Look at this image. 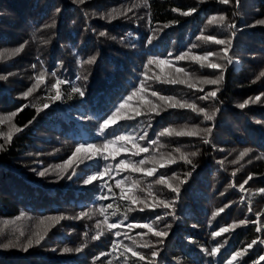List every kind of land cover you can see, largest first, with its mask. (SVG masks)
Masks as SVG:
<instances>
[{"label":"trees","instance_id":"1","mask_svg":"<svg viewBox=\"0 0 264 264\" xmlns=\"http://www.w3.org/2000/svg\"><path fill=\"white\" fill-rule=\"evenodd\" d=\"M128 8L132 11L126 15L107 19L109 13L125 12ZM192 8L197 11L189 16L181 15ZM220 14L226 16V24L236 21V30L208 24L210 17ZM258 20H264V0H240L239 5L236 0L229 4L219 0H148L147 6L143 0H86L84 4L74 0H0V51H10L28 42L19 55L0 60V77H7L0 79V116L29 105L18 112L12 123L22 127L32 121L23 131L15 133L12 141L5 144V150L0 151V243L16 237L24 243L28 236L48 231L41 245L27 252L19 248L0 249V264H124L125 259L127 264H149L153 250L158 252L156 264H228L232 253L253 240L257 243L238 258V264H253L259 260L264 255L259 244L264 237V195L258 191L264 188V97L262 102L250 103L243 109L238 107L246 99L264 92V79L253 82L264 70V25L256 24ZM53 21L55 27H45ZM100 32L107 35L101 37ZM202 34L225 40H232L233 34L235 55L232 58L240 60V64L229 65L221 58L222 52L221 56L210 59L215 62L218 58L216 63L223 64V69L201 68L188 59L177 61L175 57L189 49L202 55L207 51L220 52L224 47L204 43L198 39ZM193 45L199 47L192 48ZM90 56H96L97 69L94 64L82 65ZM153 57L171 63L149 65L147 72L151 79L145 83L149 84L147 91L137 92L122 110V114L134 115V109L139 107L142 114L118 121L101 132L103 121L134 90L130 83L140 87L145 78V64ZM179 68L188 75L177 72ZM41 69L48 73L45 84L27 99L23 98L21 93L35 83L34 77ZM224 71L217 99H199L217 85L201 84L198 78L215 79ZM53 72L55 76L51 75ZM77 73L81 79L71 82ZM85 76L87 79L83 78ZM156 76L161 80L186 79L196 83L197 88L162 83L154 79ZM57 78L69 82L59 85V100L53 99L55 90H50ZM73 86L81 88L85 95L70 94ZM200 88L203 91H199ZM153 91L158 96L195 102L209 112L219 111L212 121H205L203 114L187 109L150 113L146 110V101L163 103L158 96L151 95ZM45 103L47 108H43ZM37 108L42 110L37 112ZM194 125L212 129L209 143H204L203 135H160L165 128L180 130ZM0 131L7 133L9 125H0ZM126 134L131 135L132 142L118 141L103 150L108 141ZM140 136L145 138L140 140ZM4 143L0 136V144ZM79 144L96 145L102 151L91 159L87 158L90 153H78L66 172L54 170ZM133 144L148 151L134 154L138 148ZM122 146L128 151L121 150L113 159L109 153ZM176 149L199 154L190 157L192 164H188L179 159L180 152ZM245 149L251 152L238 163H231ZM105 155H109L107 160ZM172 158H176V163L160 167ZM121 159L134 162L141 169L155 168L156 172L147 176L144 171L133 172L131 168L120 171L115 166ZM140 160H145V164L140 165ZM109 166L110 173L90 184L84 183ZM45 169H49L45 176L37 174ZM189 172L192 173L190 180L180 184V178ZM249 174L253 179L245 185L246 191L241 192L239 185ZM161 175L172 177L170 183L180 189L173 208L140 211L143 204H132L121 198L123 189L124 195H134L148 204L154 203L156 198L172 201L177 193L155 183ZM117 180L121 182L119 187ZM234 185L240 193L233 190ZM225 205L229 207L213 217V213ZM129 207L133 210L127 211ZM101 209H104L103 214ZM112 212H116V216ZM172 212L174 216L165 215ZM257 212L261 213V221L257 219ZM21 213L24 215L20 216ZM81 213L89 215L76 219ZM157 216L162 217L158 221H164L163 226L157 228L168 231L166 237L152 238L146 228L127 227L128 224L153 225ZM47 217L63 219L56 224L46 220ZM241 220L249 223L217 237L211 235ZM98 222L100 227H97ZM113 223L117 228L108 231V225ZM165 225L171 227L165 229ZM257 228L261 231L257 232ZM116 231L120 236L114 235ZM100 233L99 239H93ZM161 239L163 243L159 242ZM114 241L143 253L146 259L133 257L119 243L114 249ZM145 243L151 247H142ZM81 246L80 252L62 251ZM218 246L220 251L209 255L210 250Z\"/></svg>","mask_w":264,"mask_h":264},{"label":"snow or ice","instance_id":"2","mask_svg":"<svg viewBox=\"0 0 264 264\" xmlns=\"http://www.w3.org/2000/svg\"><path fill=\"white\" fill-rule=\"evenodd\" d=\"M75 3L77 4H84L86 2V0H74ZM200 2H204V0H200ZM220 3L222 4H229L231 2V0H219ZM143 3L145 6L148 5V0H143ZM237 5H239L240 0H236ZM133 7H135V5H133ZM59 11V10H57ZM132 11V8H128L126 9L125 12H116L115 14L113 13H109L107 15V19L109 20H114L116 19L118 16H124L126 15L127 12ZM173 11H177L180 12L179 9H173ZM197 9L192 8L189 9L187 11H183L181 12V15L183 16H189L191 14H193L194 12H196ZM256 24H260V25H264V20H258L255 22ZM208 24L209 25H220V26H226L229 29H235V24H226V16L223 14L220 15H213L212 17L209 18L208 20ZM169 25H165L164 27H168ZM45 27H55V21H53L52 24L50 25H46ZM99 35L101 37H104L107 35L106 32H100ZM199 40H202L204 43L206 44H216V45H223L224 47L221 49L220 52H212V51H207L205 53H203L202 55L200 54H194L192 52V49H189L187 52H183L180 55L176 56L175 59L177 61L179 60H191L193 63L197 64L199 67L204 68H212V69H223L224 65L220 64V63H216L213 60H211V57H215V56H221V52L223 53V55L221 56L222 59L227 60V62L229 64L234 63V60L231 56L228 55L229 50L232 48V40L231 38L225 40V39H219L216 36L213 35H201L198 37ZM149 43H151V38L148 41ZM28 42L25 41L24 43L20 44L18 47H16L15 49H12L10 51H0V60H6L9 59L11 57H15L17 55H19L20 53H22L25 49V46ZM199 47V45H193L192 48H196ZM96 62V56H90L88 57L86 60L82 61V65L83 64H87V65H92ZM163 63H171L170 61H166V60H161L158 57H153L150 58L147 61V64H145V69L146 71L143 73V75L146 77V79H151V77H148V72L147 69L149 68V65H153L156 64L157 66H159L160 64ZM36 66L33 65V68H35ZM177 72L180 73H184L185 76L188 75V73L182 69H176ZM11 75V74H9ZM47 71L44 69H41L39 71V73L37 75H35L34 80L35 83L29 87L26 91H24L23 93H21V96L25 99H27L28 97H30L38 88H40L42 85L45 84V80L47 78ZM52 76H55L56 74L53 72L51 73ZM7 77H0V79H6ZM81 77H77V79H80ZM84 79H87V76L83 77ZM157 81H160L162 83H168V84H187V86L189 88L195 89L197 88V84L196 83H190L188 80L186 79H176V78H166L161 80L160 76H156L154 78ZM224 77L223 74L217 76L215 79L212 78H198V82L201 84H207V85H217V87L210 91V92H206L203 96L199 97V99L201 100H215L217 99V94L220 91V87L219 85L222 83ZM261 79H264V70H261L259 72V74L255 77V81H260ZM69 83L68 81L65 80H61L59 78H57L55 80V83L51 84V88L50 90L54 89L55 90V95L53 97V99L59 100L61 99V90L59 88V85L62 84H66ZM147 88L145 85L144 81H141L140 87L138 89H134L129 96L125 97L124 100L120 103V105L115 109V111L112 112V114L110 116L107 117V119H105L103 121V123L100 125V131L104 132L106 129H108L111 125H115L117 124L118 121H122V120H131L134 119L135 117L140 116L141 110L139 107H137L136 109H134V115H125L122 114V110L126 108V106L129 105V102L132 101L133 97L137 95V92H146ZM199 91H203L202 88L199 89ZM75 93V94H79L80 96H84L85 93L84 91L79 88V87H75L73 86L70 90V94ZM151 95L153 97H157L158 93L153 91L151 93ZM262 97H264V92L260 93L259 95H257L256 97L252 98H248L246 99L243 103H240L238 105L239 108L243 109L246 106H248L250 103H259L262 102ZM159 101L163 102L162 105H158L156 103H154L153 101H146L145 102V106H146V110L150 113H157L159 114V112L164 111L166 109H187L190 110L192 112H195L197 114H203V119L205 121H212L214 120V118L216 117L217 112L219 111V109H215L211 112H209L207 109L203 108V107H199L195 102H188V101H182V100H177L176 97L173 96H163V95H159L158 96ZM29 105H23L21 109H17L16 111H13L12 113L6 115V116H0V125H3L5 123H7L9 125V131L7 133L0 131V136H2L4 138L5 143L4 144H0V151H4L5 150V144L10 143L12 141V137L15 133H19L21 131L24 130V128H27L29 124L32 123V121L30 120L28 122V124L23 125L22 127L16 126L14 123H12L14 117L18 114L19 111H21L24 107H28ZM32 107H36L35 105H31ZM48 104L45 103L43 104V108H47ZM37 112L41 111V108H37L36 109ZM212 129L211 128H206V129H200L199 126H192L191 128H182L180 130H176L174 128H165L163 130V132L160 133L161 136H204V143H209L210 140L208 139V136L211 135ZM145 137L144 136H140L139 139L143 140ZM133 138L131 137V135H121V136H117L114 140L108 141L106 144L103 145V150L106 151L108 150L110 145H115L118 141H128V142H132ZM151 143L155 144L156 141H151ZM134 148H138V151L134 154H139V152H146L148 151L147 148H142V147H138L137 145L133 144ZM91 150V152H90ZM128 151L127 148H123V146L121 147V149H116L114 152H110L109 155L112 156L113 159H115V156L120 154V151ZM102 150L97 148L96 145H92V144H79L76 146V149L72 152L71 156L68 157L67 160H65L63 162V164H58L55 165L54 170H59L61 173L66 172L69 168L72 167L73 163L75 162L76 158H77V154L84 152V153H90L88 155V159L92 158V155L98 154L100 153ZM177 152H180V149H176ZM251 152V149H245L243 151H241L239 153V155L237 156V158L233 161H231V163L236 164L238 163L240 160L244 159L245 156L248 155V153ZM199 153L198 152H191V153H183L180 152V156L179 159L183 160L185 163L188 164H192V160L190 159V157H195L197 156ZM109 155H105L104 159L107 160L109 158ZM171 155V154H169ZM257 159H261V157H257ZM176 163V158H172L169 159L167 161V163H162L160 164V167H167L168 164H174ZM249 163H251V161H249ZM140 165H144L145 164V160H140L139 161ZM221 164H223V161H221ZM51 167V166H50ZM117 169H119L120 171H125L129 168H131V170L133 172H140V171H144L145 175L147 176H152L155 174L156 169L155 168H151V169H141L140 167H137L135 165L134 162H129L126 161L124 159H121L119 161L118 164H116L115 166ZM193 168H195V165H193ZM111 166L105 168L104 171L102 172H98L95 175H92L90 177H88V179H86L84 181L85 184H90L93 181L104 177L106 174L111 172ZM49 171V169H45L43 171L38 172L37 174L40 176H45L47 174V172ZM237 171H239V169H237ZM191 172L187 173L186 176L190 177L191 176ZM236 172H233V175H235ZM73 175H76L75 172H73ZM173 176L175 177V174H173ZM69 179H71V176L68 177ZM176 179L179 180V177H175ZM172 179V177H168L166 178L165 176L161 175L159 177V179H157L155 181L156 184H160V185H164L167 188H169L172 192L177 193V197L174 198L172 201H167V200H161L159 198H156L154 203L148 204L146 203V201L141 200L139 197H136L134 195H124L123 194V189H121V194H122V199L125 200H130L132 202V204H143L144 207L139 208L140 211H144L145 208H159V207H163L165 209L168 208H173L174 204H175V199L178 198V194H179V187L174 186L172 183H170V180ZM253 179V175L249 174L247 179H245L243 181V183H241L239 185V190L241 192L246 191L245 189V185L248 184V182L250 180ZM180 184H185L187 183V179L184 180H180L179 181ZM134 184H137L138 182H133ZM117 186L119 187L121 182L119 180L116 181ZM260 194L264 195V188L259 189L258 190ZM151 194V191H150ZM109 208H111V205H108ZM229 207L228 205H225L224 207L220 208L217 210V212L213 213V217H215L216 215H218L219 213H222L225 211V209ZM133 209L131 207H129L127 209V211H132ZM249 212L252 211L251 206H249ZM104 209H101V213L103 214ZM116 212H112L113 216H116ZM24 213H21L20 216H23ZM89 213H81L78 217H76V219H80L83 218L85 216H88ZM165 215H173L174 216V212L172 213H165ZM256 216L259 218L261 216L260 212L256 213ZM127 214H125L124 219L126 220ZM46 220L52 221L56 224H58L60 222L61 219H63V217H47L45 218ZM107 216H105V223L107 222ZM157 220H161L162 217L157 216L156 218ZM40 223H44V220H41ZM249 223V221L247 220H241L237 223H233L230 225H227L225 227H221L219 228L218 231L213 232L211 235L213 237H217L222 235L223 233H228L230 231H233L234 229L245 225ZM97 227H100V223L98 222ZM127 227L129 229L133 228V227H139V228H146L148 230V232H151L153 235H155L156 237H166L168 235V231L166 230H157L156 228L153 227L152 224H128ZM171 225H165V229L170 228ZM117 228V224L113 223L108 225V231H112L113 229ZM261 231L260 228H257V232ZM102 233L98 234L97 236L93 237V239H99V235H101ZM120 232L116 231L114 233L115 236H120ZM147 233H138V235L143 236L146 235ZM24 233L21 232L20 236H23ZM85 235H87V233H85ZM127 235V234H125ZM48 236V231L45 230L43 233H34L32 236H28L25 240L24 243H20L19 242V237H16L13 240H8V242L6 243H0V249H10V248H19L20 250L27 252L30 248H33L35 246H39L41 245L42 241H44L46 239V237ZM129 239H132V237H128ZM160 243H163V240L161 239L159 241ZM261 243H264V240L260 241ZM119 243V246L123 247L125 249V252H131L133 257L138 258L139 260H145L146 257L143 253L139 252V251H134L131 247H129L128 245L123 244L122 242H113V248L115 249V247L117 246V244ZM133 243H135V240H133ZM257 243V240H253L250 244H248L245 248L238 250L234 253H232L231 259L228 261V264H238V258L243 257L249 249H251L253 247V245H255ZM82 247H78L76 249H70V248H64L62 251L67 253V252H71V251H75V252H80L82 250ZM142 247L148 248L151 247V245L149 243H145L142 245ZM220 251V247H213L210 252L209 255H215L216 253H218ZM101 255H104V253H101ZM123 255V253H122ZM158 252L153 250L151 252V257L149 258V264H156V260L155 258L157 257ZM95 259H99V257H96ZM260 261H264V256H260L259 260L254 261L253 264H260ZM110 264V262H109ZM124 264H127V259H125Z\"/></svg>","mask_w":264,"mask_h":264},{"label":"rangeland","instance_id":"3","mask_svg":"<svg viewBox=\"0 0 264 264\" xmlns=\"http://www.w3.org/2000/svg\"><path fill=\"white\" fill-rule=\"evenodd\" d=\"M84 6H86V5H84ZM228 24H235V29H233V30H236V28H237V22L236 21H232V22H230V23H228ZM80 25H79V27H78V29H80ZM230 30H232V29H230ZM232 48L229 50V53H228V55L229 56H231L232 57V55H235L232 51H234L235 50V47H234V35L232 34ZM64 47L62 46V48L61 49H63ZM83 47L81 48V51H83ZM124 58H128V57H124ZM233 60H234V63H232V64H229V65H239L240 64V60H238V59H234L233 58ZM219 60H218V58H217V60L215 61V62H218ZM95 66H96V69H97V65L96 64H94ZM45 67H47L46 65H45ZM49 69V68H48ZM98 71V70H97ZM55 73V72H54ZM225 74V71L223 72V75ZM58 76V75H57ZM77 77H80V74H75L74 76H73V78H72V80H71V82H73V83H75V82H78L80 79H77ZM128 80V82L130 83L131 82V80L130 79H127ZM140 80H142V79H140ZM143 81L146 83V81H149V79H146V77L143 79ZM153 84H156V83H153ZM130 85L132 86V88H134V89H138L139 87H135L134 85H132V83H130ZM149 85V84H148ZM148 85H146V88H148ZM24 91H26L25 89H24ZM139 93H142V92H139ZM259 95V94H258ZM260 128V127H259ZM262 129L264 130V125L262 126ZM237 178H238V175H237ZM181 180H184V179H187V182L190 180L189 179V177H187L186 175H184V176H182L181 178H180ZM233 190L234 191H236V192H239L240 193V191L237 189V186H233ZM178 196H179V194H178ZM157 217H155L154 218V220H153V227L154 228H156L157 230H158V228H157V226H163V223H164V221H158L157 219H156ZM259 221H261L260 220V218H257ZM158 222H160L159 224H158ZM150 233V235L149 236H151L152 238H157L155 235H153L151 232H149ZM261 240H264V237H262L261 239H260V241ZM259 244L263 247V249H264V243H261V242H259ZM264 256V255H263Z\"/></svg>","mask_w":264,"mask_h":264}]
</instances>
